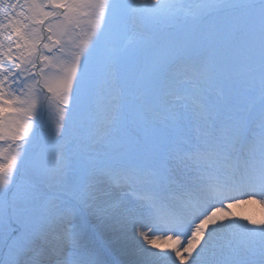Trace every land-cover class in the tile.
<instances>
[{"label":"snow or ice","instance_id":"obj_1","mask_svg":"<svg viewBox=\"0 0 264 264\" xmlns=\"http://www.w3.org/2000/svg\"><path fill=\"white\" fill-rule=\"evenodd\" d=\"M0 264H264V0H0Z\"/></svg>","mask_w":264,"mask_h":264},{"label":"rangeland","instance_id":"obj_2","mask_svg":"<svg viewBox=\"0 0 264 264\" xmlns=\"http://www.w3.org/2000/svg\"><path fill=\"white\" fill-rule=\"evenodd\" d=\"M130 36H131V32L125 34V36L122 37L121 39H126V38H128V37H130ZM236 211H239V212H241V213H246V214H247V213H251V214H254V215L257 216V217H259V215L261 214V213H258V212L256 211V206H255V205H250V206L245 205V206H242V207L239 208V209H236Z\"/></svg>","mask_w":264,"mask_h":264},{"label":"bare ground","instance_id":"obj_3","mask_svg":"<svg viewBox=\"0 0 264 264\" xmlns=\"http://www.w3.org/2000/svg\"><path fill=\"white\" fill-rule=\"evenodd\" d=\"M247 206H250V205H247ZM256 206V211L258 212V213H261V208L259 207V205H255Z\"/></svg>","mask_w":264,"mask_h":264}]
</instances>
